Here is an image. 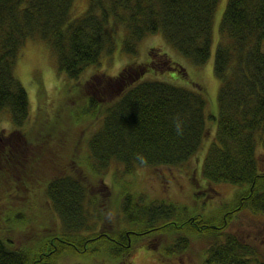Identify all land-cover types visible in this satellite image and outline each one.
<instances>
[{
  "label": "trees",
  "instance_id": "1",
  "mask_svg": "<svg viewBox=\"0 0 264 264\" xmlns=\"http://www.w3.org/2000/svg\"><path fill=\"white\" fill-rule=\"evenodd\" d=\"M74 1L0 0V111L10 113L12 125L8 132L0 130V148L4 151L0 156L6 163L14 164L5 170L16 169L18 182L24 176L37 181L44 200L53 205L63 225L60 231L44 233L34 242L37 247L30 246V250L21 245L23 241L0 236V264H46V258L47 264H54L66 249H105L116 257L130 255L134 246L132 236L143 230L177 233L168 248L171 254L183 255L191 248V241L206 238L209 245L203 248L206 257H202L201 264H264L258 247L248 238L225 232L230 221L244 211L264 215V161L259 152L264 149V0L227 2L220 25L223 39L214 64L220 80L217 116L208 112L203 84L192 89L145 77L150 68L162 62L174 67L163 49L156 51L153 47L152 58L127 62L116 74L99 70L90 75L83 81L78 97L61 98V85L58 86V105L54 104L53 110L42 99L46 98V90L42 91L40 110L33 122L30 95L15 70L30 39L46 41L59 69L71 78H78L89 66L99 64L106 51L114 50V33L119 26L125 29L123 49L129 55H137L141 42L160 31L195 64H205L211 55L212 27L219 0H89L80 15L74 14ZM178 67L186 72L182 65ZM37 84L39 89L41 83ZM67 98H73L77 104V131L82 133L97 125L85 151L93 162V170L102 177L112 165L120 168L121 164L123 172L136 174L139 168L188 161L206 140L210 118H216L215 139L208 144L202 172L210 183L208 192L217 193L214 188L210 190L213 184L243 186L235 191L230 210L205 216L190 213L186 206L166 196L147 201L146 194L125 191L121 210L130 227L115 229L111 220L108 227L106 218L99 225L110 198L106 183L101 182L97 191V185L89 180L92 174H87L74 158L66 161L63 168L67 170L58 172L55 160L59 158L45 157L46 147L57 146L51 136L50 116ZM176 116L184 122L182 136L174 129ZM69 140L64 152L81 146L82 134L79 140ZM137 153L142 154L146 163L136 157ZM12 174L3 172L2 177L11 181ZM29 187L26 183L25 188ZM0 190V197L7 193L3 185ZM100 193L104 198L99 197ZM8 196L10 199L11 193ZM1 203L6 204L2 200ZM91 216L94 222H89ZM4 220L10 228L21 227L11 226L12 220L5 216ZM133 225L144 229H135ZM169 250L166 252L170 253ZM126 264L135 263L127 260Z\"/></svg>",
  "mask_w": 264,
  "mask_h": 264
},
{
  "label": "rangeland",
  "instance_id": "2",
  "mask_svg": "<svg viewBox=\"0 0 264 264\" xmlns=\"http://www.w3.org/2000/svg\"><path fill=\"white\" fill-rule=\"evenodd\" d=\"M227 2L228 0H219L216 7L212 27L213 44L211 55L208 61L202 65L195 64L182 55L167 40L165 41L161 33L146 37L140 44L139 53L137 55H129L123 49V41L126 35L125 29L123 26H119L116 30L117 33H114V50L106 51L100 58L101 62L99 64L89 66L78 78H71L66 72L59 69L56 56L46 41L40 39L28 40L24 51L16 61L15 70L16 75L25 85L30 95L32 106V117L30 120L35 122V117L38 115L41 103L39 95L42 91L46 90V98L42 97V99L49 105L50 110H53L54 104L55 106L58 105L56 97L57 94H60L59 90H62L61 98L74 95L78 97L81 95L83 81L88 79L90 75L99 70L110 75L116 74L121 65L127 62L152 58L150 50L153 47L158 49L156 51L163 49V52L167 53L171 59L174 67L169 63L162 62L156 65L155 68H150L145 77L170 81L192 89H198L197 84L201 85V87L204 85L205 89L201 90L208 100V112L210 115L217 116L219 112L218 94L220 80L215 74L214 64L218 44L223 39L220 25ZM88 4L89 0H75L74 14L80 15L85 12ZM179 64L184 67L186 72L182 70L184 72L182 73L177 69ZM37 82L41 83L39 89ZM58 86H60L59 90ZM72 109L75 111H71ZM56 112L55 114L52 112L50 118L53 121L51 124V136H54V142L57 146L54 149L46 147L45 157L59 158L55 160L58 172L67 170L63 168L67 163L66 161L69 158H74L87 174H92L89 180L94 185H97V188H95L97 191L98 185H102L101 182L106 183V188L110 189L111 192L104 212L107 213L111 210L115 214L114 219L111 220L115 229L123 226L130 227V223L124 222L121 210L125 191L132 194H146V197H148L147 201L166 199V196L170 201L186 206L190 213L195 214V212H198L205 216H213L216 214L220 215L222 210H230L231 203L235 198V191L243 187L238 184L219 183L213 184L210 189L214 188L217 193L214 191L208 192L210 183L203 175L202 165L208 150V144L213 140L212 134H216V118H210L211 120L208 123L210 137L204 141L203 145L188 161L179 165L143 167L137 169L136 174L123 172L124 167L121 164L120 168L112 165L102 177L100 173L93 170V162L87 157L88 153L85 151V144L97 125L94 124L87 127L82 133L77 131L76 127L80 129L79 119L77 118L79 116L76 114L78 109L73 98L65 99ZM41 115L42 110L40 111ZM9 118V112L0 111L1 131L8 132L11 130L12 125ZM81 134V146L75 145V149L64 152L66 145L71 142L69 138L73 139L74 137L79 140ZM34 138H36L35 135ZM42 138L46 137L43 136ZM79 148L81 149L80 151L77 150ZM3 152L1 149L0 154L3 155ZM259 152L261 153V160L264 161V149L260 148ZM58 153L61 154L58 156ZM17 154L20 155V152ZM74 166L76 167V164ZM13 167L14 164L6 163L5 158L0 156V185L5 186L7 190V193H2L3 195L0 197V236L4 239L12 237L18 243L23 241L21 245L29 247L30 250V246L32 248L37 247L34 242L44 233L55 229L56 232L62 230V220L49 200H44V192L40 190V186L35 179L24 176L18 182L15 174L16 169L5 170ZM3 172L7 174H12L11 172H13L12 180L2 177ZM26 183L29 184V188H25ZM16 184L17 187L14 188ZM10 193L12 202L8 199V194ZM103 193L105 194L107 191L104 190ZM100 197L104 198L101 195ZM1 200L6 202V204L1 203ZM98 210L101 209L98 207ZM4 216L6 220H12L11 226L19 224L21 227L14 226L10 228L4 220ZM101 219L98 221L99 225L104 222V215H102ZM106 221V226L109 227L110 220L106 218ZM89 222H94L92 216L89 218ZM133 228L144 229L143 226L138 225H133ZM143 231L135 237L132 236L134 246L130 251V255L116 257L110 255V252L105 249L89 252L66 249L59 254L54 264H126L127 260H131L135 264H201L202 257H206V252H204L203 248L209 245V241L204 237L191 241V248H189L187 253H182L183 255H181L178 252L171 254L168 249L171 245L170 242L173 243L178 236L177 233ZM225 232H235L248 238L253 245L258 247L261 256L264 257V215L244 211V213L238 214L230 221L229 227L225 229ZM33 244L34 246H32ZM96 244L94 243L93 245ZM16 245L19 248L21 247L20 244L16 243ZM167 250L170 253H167ZM48 259L46 258L44 263L46 262L47 264Z\"/></svg>",
  "mask_w": 264,
  "mask_h": 264
},
{
  "label": "clouds",
  "instance_id": "3",
  "mask_svg": "<svg viewBox=\"0 0 264 264\" xmlns=\"http://www.w3.org/2000/svg\"><path fill=\"white\" fill-rule=\"evenodd\" d=\"M183 123L184 122L180 119L179 116H176L173 119L174 129H175V131H176V133H177L178 136H182L183 135ZM135 155L143 163H146V159L142 156V154L137 153ZM105 215H106V218L108 220H113L114 219V216H115V214L111 210H109L107 213H105Z\"/></svg>",
  "mask_w": 264,
  "mask_h": 264
},
{
  "label": "bare ground",
  "instance_id": "4",
  "mask_svg": "<svg viewBox=\"0 0 264 264\" xmlns=\"http://www.w3.org/2000/svg\"><path fill=\"white\" fill-rule=\"evenodd\" d=\"M225 18V16L223 15V19ZM191 30H189L188 29V32H190ZM159 33H161L162 34V36L164 37V39H165V41L167 40V42L171 45V46H173L169 41H168V39L166 38V35L162 32V31H160V32H158V33H156V34H159ZM213 44V43H212ZM174 47V46H173ZM211 49H212V47H211ZM175 84V83H174ZM215 133H213L212 134V136H213V140L215 139ZM208 137H210V135H209V131H208V133H207V137H206V140H207V138ZM194 215V214H193Z\"/></svg>",
  "mask_w": 264,
  "mask_h": 264
},
{
  "label": "flooded vegetation",
  "instance_id": "5",
  "mask_svg": "<svg viewBox=\"0 0 264 264\" xmlns=\"http://www.w3.org/2000/svg\"><path fill=\"white\" fill-rule=\"evenodd\" d=\"M101 196H102V194H100ZM100 197V196H99ZM100 198H102V197H100ZM104 218H106V215L104 216Z\"/></svg>",
  "mask_w": 264,
  "mask_h": 264
}]
</instances>
